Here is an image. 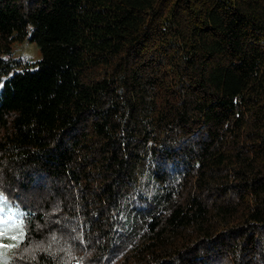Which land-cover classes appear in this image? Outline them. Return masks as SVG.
Here are the masks:
<instances>
[{"label": "trees", "instance_id": "16d2710c", "mask_svg": "<svg viewBox=\"0 0 264 264\" xmlns=\"http://www.w3.org/2000/svg\"><path fill=\"white\" fill-rule=\"evenodd\" d=\"M0 84L10 264H264V0H0Z\"/></svg>", "mask_w": 264, "mask_h": 264}, {"label": "rangeland", "instance_id": "374dc122", "mask_svg": "<svg viewBox=\"0 0 264 264\" xmlns=\"http://www.w3.org/2000/svg\"><path fill=\"white\" fill-rule=\"evenodd\" d=\"M42 57L43 55L40 47L37 44L30 43L28 40L14 44L11 53L5 56L7 60H20L23 63V65H26L30 62H37L41 60ZM155 192L156 190L153 184V180H151L149 176V172L147 171L142 179V185L138 190V195L143 197H151L155 195ZM0 204H2L4 207V211L0 213V215L5 217L11 215L13 219L16 221L23 220L22 216L15 209L10 208L4 199L0 200ZM129 207L127 210H129ZM125 219L129 220L128 215L125 217ZM23 232H24V228H23ZM3 243L5 244L16 243V241L4 240ZM13 250L14 248L6 250V258L9 262ZM0 264H3L2 259H0Z\"/></svg>", "mask_w": 264, "mask_h": 264}, {"label": "snow or ice", "instance_id": "6c2138e0", "mask_svg": "<svg viewBox=\"0 0 264 264\" xmlns=\"http://www.w3.org/2000/svg\"><path fill=\"white\" fill-rule=\"evenodd\" d=\"M3 85L0 84V87ZM3 198L0 197V200ZM4 211V207L0 204V213ZM24 238L23 221H16L11 215L5 217L0 215V259L3 264H10L6 258V250L18 247ZM4 240L16 241V243H3Z\"/></svg>", "mask_w": 264, "mask_h": 264}]
</instances>
